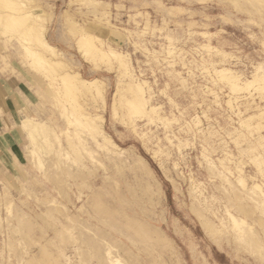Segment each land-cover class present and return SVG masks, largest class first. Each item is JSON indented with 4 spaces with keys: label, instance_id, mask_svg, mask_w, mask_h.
<instances>
[{
    "label": "rangeland",
    "instance_id": "374dc122",
    "mask_svg": "<svg viewBox=\"0 0 264 264\" xmlns=\"http://www.w3.org/2000/svg\"><path fill=\"white\" fill-rule=\"evenodd\" d=\"M0 264H264V0H0Z\"/></svg>",
    "mask_w": 264,
    "mask_h": 264
},
{
    "label": "bare ground",
    "instance_id": "6f19581e",
    "mask_svg": "<svg viewBox=\"0 0 264 264\" xmlns=\"http://www.w3.org/2000/svg\"><path fill=\"white\" fill-rule=\"evenodd\" d=\"M43 45H44L45 50H47L48 52H53V51L55 50L54 47L50 46V45H49L48 43H46V42H45V44H43ZM84 83H86V81H85ZM82 85H83V84H82ZM102 121H103V119H101L99 122H95L94 128L96 129V128L101 127V125H102ZM33 127H34V133L32 134L33 137L40 136V135L44 132V129L40 128V127L37 126V125H34V124H33ZM94 128H93V129H94Z\"/></svg>",
    "mask_w": 264,
    "mask_h": 264
}]
</instances>
